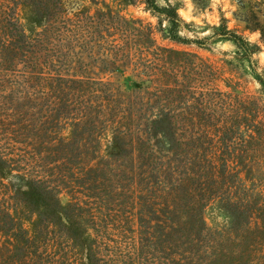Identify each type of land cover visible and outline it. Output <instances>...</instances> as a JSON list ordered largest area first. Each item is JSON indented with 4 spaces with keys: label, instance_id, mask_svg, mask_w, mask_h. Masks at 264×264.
Here are the masks:
<instances>
[{
    "label": "trees",
    "instance_id": "trees-1",
    "mask_svg": "<svg viewBox=\"0 0 264 264\" xmlns=\"http://www.w3.org/2000/svg\"><path fill=\"white\" fill-rule=\"evenodd\" d=\"M134 1L182 39L176 6ZM100 4L0 0V264H228L225 234L205 217L216 198L249 212L247 228H260L263 242L248 250L264 264V204H245L241 185L244 173L259 182L264 174L263 105L247 91L215 93L228 120L215 133L217 150L241 156L211 155L212 127L174 112L162 129L151 118L163 115L158 94L171 90L155 69L167 50L139 40L143 23L126 30L111 21L126 18ZM214 34L241 55L260 50L225 23ZM126 75L138 94L124 87Z\"/></svg>",
    "mask_w": 264,
    "mask_h": 264
},
{
    "label": "rangeland",
    "instance_id": "rangeland-1",
    "mask_svg": "<svg viewBox=\"0 0 264 264\" xmlns=\"http://www.w3.org/2000/svg\"><path fill=\"white\" fill-rule=\"evenodd\" d=\"M99 1H101L100 8L103 6L127 20V22L120 19L111 21L129 31L132 27L137 28L140 22L143 23L144 29H141L139 34L140 36L144 34V37H140L139 40L143 39L147 44L148 41L154 40L155 46L167 50L165 54L160 51V57H156L160 60L156 61L155 69L156 71L162 69L165 79L171 85V90L158 94V104L163 102V105H160V108H163V115L152 116L151 119L162 127L167 124L171 112H174L179 115L177 120L181 122L192 123L196 127L208 125L212 127L208 144V152L211 155L221 152L224 158H228L230 154L241 156V150L233 147L223 148V151L217 150L216 136L218 135L215 133L219 128L224 127L228 120L222 104L224 95H219L218 98L221 100L214 102L215 93L247 91L264 107V85L255 76L256 74L264 76V41H261L260 32L255 25L257 22L255 20H258L264 26V0H157L160 5L170 4L177 7V13L182 20L177 28L182 38L179 41L168 37L166 29L169 27V22L146 10L141 2L134 0ZM95 6L97 8L98 5ZM222 18H225L226 22H223ZM111 23L113 26V22ZM221 23H225L228 28L235 30L249 41L258 42L260 50L249 57L241 55L232 41L214 34L215 27ZM114 73L121 74L118 70ZM122 78L120 77V81ZM125 78L127 81L125 80L124 87L128 89V92L132 95L136 92L138 94L136 88L132 86L134 78L127 75ZM145 84L147 83L144 82ZM139 91L144 93L145 97L152 96L151 92L145 88ZM154 98L152 96L151 106L155 110ZM171 99L172 105L168 104V100ZM160 108L158 105V110ZM152 114L155 115L154 112ZM108 147L110 151H117V142L112 140ZM243 176L245 180L241 182V185L247 184L249 187V190L243 191L247 193V197L244 198L245 204L255 208L258 204H264V192H261L264 188V174L260 175V182L256 175L244 173ZM224 177L225 182L228 178L233 179L232 176L224 175ZM212 179L214 184L215 178ZM239 190L242 191V189ZM226 194L224 193V196ZM237 199L239 204L244 202ZM221 204L223 202L217 198L213 200L205 211V217L212 231L216 233L222 231L225 234L228 264H234L235 258L239 259L240 264H257L248 246L254 241L263 242V237L259 236L260 240H258L259 238L255 236L260 228L259 230L255 228L248 230L247 223L251 219L248 217L249 212L235 211L233 205L227 209ZM253 219L255 217H252ZM235 227L236 231L233 229ZM236 233L242 235L238 239L240 241L238 248H235ZM237 249L238 252H236Z\"/></svg>",
    "mask_w": 264,
    "mask_h": 264
}]
</instances>
